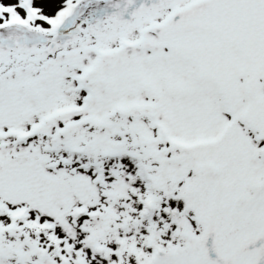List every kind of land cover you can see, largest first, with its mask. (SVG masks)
<instances>
[{
  "label": "snow or ice",
  "instance_id": "1",
  "mask_svg": "<svg viewBox=\"0 0 264 264\" xmlns=\"http://www.w3.org/2000/svg\"><path fill=\"white\" fill-rule=\"evenodd\" d=\"M0 264H264V0H0Z\"/></svg>",
  "mask_w": 264,
  "mask_h": 264
}]
</instances>
